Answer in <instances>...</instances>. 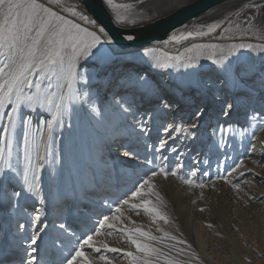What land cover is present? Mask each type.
Returning <instances> with one entry per match:
<instances>
[{
	"label": "snow or ice",
	"instance_id": "6c2138e0",
	"mask_svg": "<svg viewBox=\"0 0 264 264\" xmlns=\"http://www.w3.org/2000/svg\"><path fill=\"white\" fill-rule=\"evenodd\" d=\"M100 5L105 14L108 10L113 14V28L99 22L89 8V0H76L74 4L65 0H0V212L7 214L12 209L18 216L27 212L25 194L35 197L41 206L48 203L42 174L47 171L45 165L52 155L56 130H62L66 122L70 126L73 119L78 123L82 118L88 121L93 183L97 189V170L109 178L114 171L110 169L114 148L120 150V156L138 160L136 169L149 166L143 175L137 174L127 192L116 199L107 195L96 204L99 210L94 212L95 222L90 227L85 225L86 231L78 232L79 224L73 227L59 218L64 209L71 217L79 200L74 188L71 198L63 196L62 204L57 198L58 218L52 220L51 232L40 208L28 212L24 223L17 219L18 231L26 226L33 229L23 237L30 243L21 248L24 254L19 256L18 264H114V259L127 264H201L191 244L157 223L169 224V216L162 210L164 198L155 180L172 177L191 188L206 187L197 171L185 173L179 161L171 166L166 154L170 150L182 156L175 142L181 136L197 140L202 118L210 121L214 116L228 117L238 105L257 102L261 106L260 119L264 120V0H246L235 10L237 22L229 17L192 29L184 24L162 41L165 45H180L206 37L237 39L239 42L231 45L230 53H259L247 60L225 56L216 43H192L178 55H157L141 42L138 32L123 30L138 25L136 19L130 18L133 4L100 0ZM118 48L123 50L117 52ZM202 57L213 66L212 81L203 78L205 66L199 63ZM137 60L148 67L138 68ZM173 67L185 69L178 81L158 80L159 73L152 71ZM213 88L231 96L219 112L210 111L204 99L197 102L186 95L195 91L203 97ZM101 93L103 107L97 102ZM182 103L189 111L187 125L183 116L179 125L167 123L169 115L185 111ZM157 125L165 135L157 137L158 143L145 146L152 149L151 158L146 151L141 160L142 142ZM217 132L219 141H212L216 149L226 147L231 142L226 137L235 134L233 128L222 127L219 121L213 136ZM261 150L264 152V142ZM243 166V160L234 162L226 174H218L211 183L223 181L240 193L241 183H251L240 171ZM50 179L55 183L56 176ZM95 194L94 191L92 195ZM21 200L25 203L21 204ZM127 210L149 217L160 235L136 225L125 215ZM71 218L76 223L75 217ZM114 234L128 247L110 246L107 237Z\"/></svg>",
	"mask_w": 264,
	"mask_h": 264
},
{
	"label": "bare ground",
	"instance_id": "6f19581e",
	"mask_svg": "<svg viewBox=\"0 0 264 264\" xmlns=\"http://www.w3.org/2000/svg\"><path fill=\"white\" fill-rule=\"evenodd\" d=\"M195 0H116L117 3H130L134 5V8L131 10L130 13V18L136 19L138 21L137 26H129L125 30H130V29H137L140 27H144L146 25H149L155 21H158L159 19H162L166 16L171 15L175 11L183 8L184 6L190 4ZM67 4H74L76 3V0H65ZM246 0H230L222 5H219L206 14L200 16L196 20L188 23L189 28L192 29L194 27H197L201 24H206L210 23L216 20H226L229 17L232 19L233 22H237L238 18L235 16V10H237L240 5L245 3ZM122 12L124 10H121ZM109 15L112 17V13L110 10H108ZM239 40L237 39H220L218 36L216 38H210L206 37L203 39H198L196 41H188L184 42L187 47H190L192 43H216L220 48L224 50V55L227 57L231 56H240L241 60H247L249 56L256 57L259 55L257 52H243V54L240 51L236 52H229V49L231 48V45L234 43H238ZM172 44V43H169ZM163 44L162 42H154L151 44H148L147 46L151 47L156 51V54L159 55L161 52H167L170 55H178L180 52L185 51V48H181L178 50H175L174 48H168V45ZM123 49H117V52L122 51ZM205 56L207 53L204 54ZM128 59H132V57H127ZM200 64L206 65V64H211L210 61H207L203 57L199 61ZM136 66L138 68H147L148 64L143 63L142 61L137 60L136 61ZM211 66V65H210ZM152 71L159 73L157 76V79H163L165 81H178L180 74L185 71V69H179L173 67L171 69L165 70V69H152ZM203 78L205 80L211 81L212 78L214 79V74L211 73V68L209 66L204 67V73H203ZM187 96H190L192 100L199 101L200 99H204L209 110L213 112H219L220 107L222 103L225 100H231V96L227 92H217L216 89H211L210 91L207 92V94L203 97L198 96L195 91L192 93H186ZM210 97V98H208ZM98 104L99 106L103 107L104 106V94L101 93L100 97L98 98ZM145 107H147V102L145 101L144 104ZM182 106L185 107V111L183 112H178L175 116L169 115L167 119L169 120V124H172L175 122L176 125H179L181 123L180 117L183 116V122L185 126L189 122V111L185 105ZM252 109L251 111V117H256V122L251 123L253 118L246 119L247 115V110ZM255 109V111H253ZM250 111V110H249ZM256 114V115H255ZM261 116V106L257 102H253L250 106H244V105H238L236 108L233 109V111L230 113L228 117L224 116H217L215 119V116L213 119L210 121L204 120L202 118V124L199 129V140L198 143L195 141L193 142L192 140V145L189 144L188 140H185L183 136H181L179 139L175 142L179 149L185 150L184 154L182 156H190V153L193 149H195V156L199 157L201 159V156L205 154V140L209 138L211 131L216 129L214 128L217 126V122L219 121L220 125L222 127H231L235 130V134H229L230 140L234 138V140L230 144V148L233 149L235 146H239V148L236 150H241L242 156L239 158V160L244 161V166L240 169V171H244L246 173V176L248 179L251 181V183H241V188L242 190H247L248 192L254 191L255 194L250 195L249 197H255L256 200H260V203H254L252 204L254 207L257 208V210H260L262 213L264 212V182H262V178H264V152L261 150V144L264 142V130H261V128H264V124H262V121L260 119ZM247 121H250V125H248ZM211 125V126H209ZM261 125L258 130L256 131V127ZM157 128H159V125H157ZM157 128H153L151 132V137L153 136L164 137V132L161 131L158 133ZM89 125L88 121L84 120L83 118L81 121L78 123L76 119H73L71 121V124L66 122L63 129H57L55 132V136L57 137L56 140H54V143L52 144V155L48 157V164L50 169L52 170L51 174L55 175L59 180H66V183H59L57 186H50V194L52 192V197L57 199L59 195L55 194L56 191H66V192H73V188L75 189L76 195L79 197V200L74 208V210L79 211L78 208L81 206L84 207V213H87L85 215V218H80L78 220L79 228L78 229H85V225L88 226V223H93L95 222V215L94 212L99 210L96 208V204H99V200H94L96 197H102L104 194L105 196L110 195L111 198L113 199L114 196L117 195V193L121 192V188H118L119 186H125L126 184L133 183V179H135V176L139 173H142L141 168H144L146 165H141L140 169H136V163H139L138 160H129L128 158H124L120 156L119 152L118 153H113L112 155V160L114 162V166L110 162V169L114 168V171H112V174L110 178L108 176H102L99 173V170H97V175L95 177V180L100 183L99 189H97L96 184L90 183L88 178H93V161H92V156L90 153V146H91V138L89 136ZM101 131H103L101 129ZM253 131H256L253 133ZM160 134V135H159ZM248 136L250 138H248ZM220 137V134L217 132L216 133V138ZM216 138L214 140H216ZM146 140V139H145ZM145 140L142 142L144 144V147L146 145H149L150 142H145ZM147 140H149V137H147ZM156 140V139H155ZM154 140V141H155ZM187 141L186 143H182V141ZM229 140V141H230ZM152 141V140H151ZM219 141V140H218ZM173 141H169V144L171 145ZM195 143V144H194ZM200 143V144H199ZM73 145V146H71ZM185 145H191V149L187 150V146ZM196 145V146H195ZM208 146V144H207ZM253 146H255V149L253 150ZM222 147V152H223ZM246 148V149H245ZM209 153L210 152H216L217 149L212 146V143L209 147ZM213 149H215L213 151ZM115 150V148L113 149ZM148 150V149H147ZM226 150V149H225ZM188 152V153H187ZM227 152V150H226ZM225 152V153H226ZM248 152L249 155L245 156L244 153ZM174 153V152H171ZM151 154V153H150ZM215 155V153H213ZM232 154V153H230ZM142 155V154H140ZM227 154H222V157L224 160H233L235 156L240 155V153H234L233 158L226 157ZM143 157V156H142ZM172 157V156H171ZM189 159V158H188ZM111 160V161H112ZM238 160V161H239ZM56 161V163H55ZM254 161L258 163H254ZM200 160L198 161V163ZM90 163V164H89ZM131 164V168H125L124 166ZM87 166H90L89 168ZM48 167V168H49ZM88 168V174L86 173L85 168ZM128 169V170H126ZM196 171V170H195ZM48 173V171H46ZM54 172V173H53ZM50 174V175H51ZM62 174V176L60 175ZM51 175V177H52ZM84 176V179L82 181V178ZM87 176V177H86ZM243 179V178H241ZM78 181V182H77ZM82 181V182H81ZM109 181H112V184L115 186H108ZM167 181L171 182L172 184H177L178 186H182V182L178 181L176 182L173 178H168L165 180L162 177H157L155 180V183L157 185V190L160 192L161 196L164 198V207H167L170 205V198L169 194L167 192V187L168 184ZM214 181V180H212ZM62 184V185H61ZM91 186V189L89 188ZM218 184H223V186H228L229 189H232L230 185H227L223 183V181H217L214 185L210 182L209 184L210 187H214ZM117 185V186H116ZM63 186V187H62ZM106 186V187H104ZM220 186V185H219ZM188 188V187H185ZM123 189V188H122ZM83 190V191H82ZM118 190V191H117ZM120 190V191H119ZM95 191V195H92V193ZM85 193H88V196H85ZM114 195V196H113ZM83 196V197H82ZM61 197V204H62V199L63 196ZM89 199V200H88ZM169 199V200H168ZM254 199V200H255ZM58 200V199H57ZM168 200V202H167ZM253 199H251L252 201ZM88 201L86 204L85 202ZM90 201H94L95 203H90ZM50 202V201H48ZM49 206L51 207V210H55L56 205L50 206V204H46V207ZM51 210L49 213H51ZM56 211V210H55ZM79 213V212H78ZM56 215V214H55ZM67 215L63 213V216H60V219H63V217ZM82 215V214H81ZM82 215V216H83ZM125 215L131 219V221H134L136 225H141L145 229H152V232L154 234L155 231V225L152 224L151 219L147 216L144 215V220L140 215H136L134 212L127 210L125 212ZM143 215V213H142ZM75 216V215H74ZM94 216V218H93ZM76 217V216H75ZM89 217H91V220H89ZM57 216H54L53 219H57ZM94 219V220H93ZM127 224L128 221H125ZM76 225V224H75ZM91 226V225H90ZM130 226H133L130 224ZM218 238L220 239L219 235H217L216 232H209L205 231L203 236H197L195 235V239H193L190 235H188V242H191V245L194 248L195 253L199 256L201 264H238L233 260L232 253L229 252V256L226 255L224 257H220L221 253L224 251L226 252L228 248L226 243L221 244L218 241ZM107 242L110 244V246L118 247V248H126L128 245L124 240H122L120 237L117 235H113L110 237H107ZM231 246L236 247L238 246V250L241 249V246L238 242H228ZM248 249L252 250L254 249V245L249 243ZM240 251V250H239ZM241 252V251H240ZM247 256L250 255V251L246 250ZM110 257H116L117 254H109ZM244 256L243 253L238 255V260L239 264H244L241 262V260H248ZM114 264H127V261L121 260V259H114Z\"/></svg>",
	"mask_w": 264,
	"mask_h": 264
},
{
	"label": "rangeland",
	"instance_id": "374dc122",
	"mask_svg": "<svg viewBox=\"0 0 264 264\" xmlns=\"http://www.w3.org/2000/svg\"><path fill=\"white\" fill-rule=\"evenodd\" d=\"M187 45L185 43L177 45V44H169L168 48H174L175 50L186 48ZM211 64H206L204 66H209V68H212L213 66ZM213 80V78H212ZM211 80V81H212ZM210 98V97H208ZM249 109V108H248ZM250 110V111H249ZM247 110V117L246 119L253 118L252 115V109ZM256 115V114H255ZM217 116H215V119ZM213 119V120H215ZM256 117H254L251 121V123L256 122ZM169 120L167 119V123ZM249 122V123H248ZM248 125H250V121H247ZM262 124H264V121H262ZM261 125L256 127V131ZM216 128V126L214 127ZM158 133L163 131L162 128H159L157 130ZM256 131H253L256 132ZM210 137L205 140V154L201 156V159L197 156H195V149H193L190 153V156H179L178 153H171L170 150H166V154L169 156V164L171 166H174L178 161L183 163L184 165V172L187 173L189 170H196L198 173V178H201L205 181L206 184H209L212 180H216L218 174H226L227 170H229L234 162H238L239 158L242 156L241 150H236L239 148V144L235 146V148L231 149L230 144L226 147L217 149L216 152H210L209 153V147L212 143V141L216 138V135L213 136V133L209 131ZM160 135V134H159ZM200 135V133H199ZM156 136H149V140H145V142H150L149 145L155 143H158ZM162 135H160V138ZM230 136L226 137V140L229 139ZM235 138V137H234ZM232 138L230 141L232 142L234 140ZM248 138H250L248 136ZM57 137L54 136V140H56ZM156 139V140H155ZM152 140V141H151ZM155 140V141H154ZM198 140H195V143H198ZM219 137L216 138L215 141L218 142ZM180 141V139H179ZM186 143L187 141H182V143ZM189 144L192 143V141H189ZM194 142V141H193ZM200 142V140H199ZM194 143V144H195ZM200 144V143H199ZM208 144V146H207ZM192 145V144H191ZM191 145H185L187 146V150L191 149ZM73 146V145H71ZM196 146V145H195ZM175 147L178 149L179 153H183L185 150L179 149L177 144H175ZM148 149V150H147ZM144 147V144H142L140 149V159L142 160L145 152L149 154V158H151V148ZM227 152H226V150ZM246 149V148H245ZM215 149H213L214 151ZM119 149L113 150V153H118ZM226 152V153H225ZM240 153L238 156H234V153ZM188 153V152H187ZM215 153V155L213 154ZM232 153V154H230ZM222 154H227L226 157L233 158V160H224L222 157ZM143 156V157H142ZM157 156H159V153H157ZM172 156V157H171ZM189 158V159H188ZM200 162L198 163V161ZM115 161H111V164L114 166ZM56 163V161H55ZM137 164V162H134ZM90 164V163H89ZM50 164L46 163L45 168L47 169V172H44L43 179V191L46 194L48 198V204L50 206L56 205L58 200L52 197V192L50 194V186H57L59 183H66V180L62 179V174H60L62 177L59 180L56 177L55 183H53L51 177V169L49 167ZM49 167V168H48ZM88 168L90 166H87ZM85 168L86 173L88 174V168ZM125 168H131V164L129 163L127 166H124ZM149 166H145L144 168H141L142 173H139V175H143L144 172L148 171ZM128 170V169H126ZM54 173V172H53ZM201 173L203 175L201 176ZM51 174V175H50ZM54 176V175H52ZM87 177V176H86ZM172 178V177H169ZM84 179V176L82 178V181ZM90 183L92 184L93 178H88ZM137 179V175L135 176V179H133V183ZM176 182H178L175 178H173ZM81 181V182H82ZM78 182V181H77ZM108 186H115L112 184V181H109ZM126 184L125 186H119L118 188H121V192L117 193L116 196L113 197V199H116L121 193L127 192L129 188L132 187V184ZM167 192L169 194L170 199V205L167 207H163L162 210L169 216V224L165 225L163 221H158L157 223L163 227L166 231H170L173 235H177L178 237L186 240L188 242V235H190L193 239H195V235L197 236H203L205 231L209 232H216L217 235H219L220 239L218 238V241L222 244L227 245L228 248L226 252L224 251L221 253L220 257H224L226 255L229 256V252L232 253L233 260L236 263H240L238 258V255L243 253L244 256H247L246 250L250 251V255L246 258L248 260L245 261L241 260L244 264H264V212L262 213L260 210H257L256 207H254L252 204L254 203H260V200H252L250 199V195L255 194L254 191L248 192L247 190H242L240 193H236L235 190L229 189L228 186H223V184H218L214 187H210V185H206L204 189L199 188H191L187 185L178 186L177 184H172L170 181L168 182ZM61 184V185H62ZM94 185V183L92 184ZM220 185V186H219ZM90 186V184H89ZM117 186V185H116ZM63 187V186H62ZM106 187V186H104ZM188 187V188H185ZM91 189V186L89 187ZM123 188V189H122ZM83 191V190H82ZM118 191V190H117ZM120 191V190H119ZM55 194L59 196H64L67 194L69 198H71L72 193L70 192H62V191H56ZM57 196V197H59ZM83 197V196H82ZM105 197V194L102 197H96L94 200H101ZM26 198V208L27 212H20L19 216L17 215L16 211H13L12 209H9L8 213L5 214L3 212H0V264H18V258L19 256L23 255L24 253L21 251V248L27 247L30 243L29 240L23 239L25 235H30L33 231L32 228L26 226L25 230L18 231L17 230V219H19L20 223H24V218L27 217L28 212H32L34 208H40L41 211L45 213L44 223L48 225V231H52V218L54 216L58 215V209L57 207L55 210H51V207L47 206H41L38 202V200L35 197L29 196L25 194ZM61 199V197H59ZM89 200V199H88ZM169 200V199H168ZM167 200V202H168ZM61 200H59L60 202ZM21 204H24L25 201L21 200ZM86 204L88 201L85 202ZM85 206H81L79 211L76 212V210H73L71 213V217H75L76 223H73L72 218L69 216L68 210L64 209L63 213L67 214L63 217V219H66L68 223L73 224V227L77 226V222L80 218H85V215L87 214L85 212V215H83L85 210ZM205 208L207 209L204 212L199 211V209ZM51 210V213L49 211ZM79 212V213H78ZM56 214V215H55ZM83 216H82V215ZM75 215V216H74ZM141 216L144 220V215ZM94 218V216H93ZM96 219V218H95ZM54 220V219H53ZM94 220V219H93ZM76 224V225H75ZM212 224V228H208L207 225ZM90 223H88V227H90ZM129 227L130 224L128 225ZM85 229H77V231H86ZM154 235H160L158 232H154ZM238 242L241 246V249H237L239 245L236 247L231 246L228 242ZM39 243V242H38ZM174 243V242H170ZM191 244V242H188ZM249 243L254 245V249L250 250L248 249ZM222 244V245H223ZM224 246V245H223ZM131 250L134 251V246L131 248ZM192 250L194 251V248L192 246ZM181 259H186V257H181Z\"/></svg>",
	"mask_w": 264,
	"mask_h": 264
},
{
	"label": "water",
	"instance_id": "95a60500",
	"mask_svg": "<svg viewBox=\"0 0 264 264\" xmlns=\"http://www.w3.org/2000/svg\"><path fill=\"white\" fill-rule=\"evenodd\" d=\"M228 1L230 0H195L171 15L159 19L149 25L137 29L123 30L138 32L141 42L145 45L154 42L159 43L166 40L168 35L175 29L181 28L182 25L196 20L213 8ZM89 8L104 26L107 28L114 27V25L110 23L111 16L109 13L107 12V14H105V11L102 10L100 0H89Z\"/></svg>",
	"mask_w": 264,
	"mask_h": 264
}]
</instances>
